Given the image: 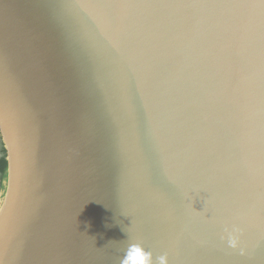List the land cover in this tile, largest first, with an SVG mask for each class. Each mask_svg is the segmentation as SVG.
Returning a JSON list of instances; mask_svg holds the SVG:
<instances>
[{
    "label": "water",
    "instance_id": "95a60500",
    "mask_svg": "<svg viewBox=\"0 0 264 264\" xmlns=\"http://www.w3.org/2000/svg\"><path fill=\"white\" fill-rule=\"evenodd\" d=\"M0 132L4 264H264L260 0H0Z\"/></svg>",
    "mask_w": 264,
    "mask_h": 264
},
{
    "label": "clouds",
    "instance_id": "9594fccd",
    "mask_svg": "<svg viewBox=\"0 0 264 264\" xmlns=\"http://www.w3.org/2000/svg\"><path fill=\"white\" fill-rule=\"evenodd\" d=\"M194 199L195 196L193 195L191 197V207L197 213L205 211L208 203L207 199L205 201L204 208L201 210H197L193 207ZM2 211L3 210H0V212ZM244 232L245 229L240 224H230L228 222H224L220 232V239L228 248L238 250L241 255H245L247 253V249L243 246ZM132 239L135 240V242L128 245L126 254L119 260V264H171L168 252L165 251L156 255L153 250L145 247L143 241L136 240L135 237H132ZM0 262H3L4 264L2 257H0Z\"/></svg>",
    "mask_w": 264,
    "mask_h": 264
},
{
    "label": "trees",
    "instance_id": "16d2710c",
    "mask_svg": "<svg viewBox=\"0 0 264 264\" xmlns=\"http://www.w3.org/2000/svg\"><path fill=\"white\" fill-rule=\"evenodd\" d=\"M8 173V159H7V149L0 132V182L7 177Z\"/></svg>",
    "mask_w": 264,
    "mask_h": 264
},
{
    "label": "snow or ice",
    "instance_id": "6c2138e0",
    "mask_svg": "<svg viewBox=\"0 0 264 264\" xmlns=\"http://www.w3.org/2000/svg\"><path fill=\"white\" fill-rule=\"evenodd\" d=\"M260 5L264 6V0H260ZM3 211L0 212V215H2ZM0 223H3V221H0ZM0 264H3V262H0Z\"/></svg>",
    "mask_w": 264,
    "mask_h": 264
}]
</instances>
